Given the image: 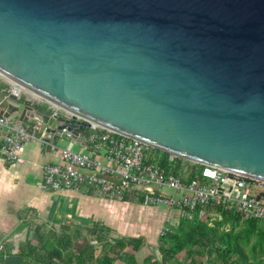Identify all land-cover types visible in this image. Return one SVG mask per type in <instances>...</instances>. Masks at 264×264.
<instances>
[{"label": "water", "instance_id": "water-1", "mask_svg": "<svg viewBox=\"0 0 264 264\" xmlns=\"http://www.w3.org/2000/svg\"><path fill=\"white\" fill-rule=\"evenodd\" d=\"M0 76L69 113L0 89V117L43 141L93 123L264 180V0H0ZM32 226L3 238V264H24Z\"/></svg>", "mask_w": 264, "mask_h": 264}, {"label": "built area", "instance_id": "built-area-1", "mask_svg": "<svg viewBox=\"0 0 264 264\" xmlns=\"http://www.w3.org/2000/svg\"><path fill=\"white\" fill-rule=\"evenodd\" d=\"M12 90L18 97L29 91L16 83ZM46 103L54 114L69 115L64 109ZM35 129L40 131V125ZM5 130L8 133L2 145L4 160L13 164L23 162V144L34 134L24 127H12L9 118L1 116L0 135ZM62 132L72 137L66 129ZM82 141L83 152L62 148L64 165L44 166L39 189L75 190L117 202H125L132 196L135 202L141 199L145 205L179 209L182 216L197 210L201 216L205 209L213 208L218 214L234 213L242 221H264V180L172 155L169 166L163 167L155 161L150 147L93 123ZM140 186L142 191L137 188ZM169 231L171 227L165 226L161 235Z\"/></svg>", "mask_w": 264, "mask_h": 264}, {"label": "crops", "instance_id": "crops-1", "mask_svg": "<svg viewBox=\"0 0 264 264\" xmlns=\"http://www.w3.org/2000/svg\"><path fill=\"white\" fill-rule=\"evenodd\" d=\"M13 87L14 83L11 80L0 76V89L10 90ZM19 99L21 102L30 100L31 104L36 105L37 110L41 113L50 110L46 101L36 97L30 91L23 92ZM62 114L68 117V114ZM17 116L14 113L8 117L12 127L15 126ZM27 124L34 127L38 125L31 121H28ZM88 131L89 128L80 136L84 137L88 134ZM7 133L5 130L0 135V245L3 238L8 234L9 223L14 222L16 226L21 220L26 219L22 216V212L49 213L59 217L63 215L70 217L73 220L71 224L74 225L85 226V223L89 224L88 222L91 221L96 222L94 225L99 223L101 226L105 225L111 228L112 231L115 225L122 233L121 235L126 234V236L142 239L141 248L134 254L136 264H163L150 249L159 248L161 250V236H163L161 235V227L164 220H167L170 216H167V212H163L157 207L137 203L131 198L132 196L129 197L131 199L129 201L115 202L104 198L98 199L93 195L75 190L47 191L39 189V184L43 179L44 166L48 164L64 165L62 148L68 147L72 151L83 152V141L68 137L64 132H59L60 138L58 141L53 142L50 140L46 142L40 139V133L35 129L34 137L29 138L23 144L21 154L24 161L13 164L6 162L3 157L2 145ZM138 208L141 209L142 214L145 215L144 217L148 216L149 225L144 223L142 224L143 227L140 228L125 224L126 219L130 217L140 219ZM218 212L213 208H207L199 217H204V220L215 217L220 221L223 215L218 214ZM119 222L123 229L120 227ZM258 222L255 224L241 222L237 228L235 227L233 236L242 231V237L246 239L240 241L238 248H235V244L232 243L230 237L228 255H226L227 242H225L223 256H221L222 253L212 252V248L204 254L201 252L202 250L192 254L184 251L165 264H264V250L258 246L259 244H256L255 238H252L254 236L247 237L249 235L247 227L254 225L255 230H252V232L259 230L260 225ZM227 223L230 224V222ZM43 224L47 225V223ZM223 229L219 226V231ZM228 230L224 229V231ZM242 242H245L246 245L242 246ZM216 245L218 244L216 243ZM129 249H131L130 246ZM114 264H125V262L121 257H116Z\"/></svg>", "mask_w": 264, "mask_h": 264}, {"label": "trees", "instance_id": "trees-1", "mask_svg": "<svg viewBox=\"0 0 264 264\" xmlns=\"http://www.w3.org/2000/svg\"><path fill=\"white\" fill-rule=\"evenodd\" d=\"M151 154L158 160L163 167L169 166L171 155L161 151L151 150ZM153 159L150 161L152 162ZM129 197L126 201H129ZM144 203L139 200L137 203ZM222 219L218 221V225L214 228L206 229L204 225V217H199L198 210L190 215L183 217L180 223L173 227L171 231L161 236V254L162 263L172 261L182 252L192 254L198 250L204 254L208 249L212 248V252L222 253L223 245L227 242V253L229 251L231 237L230 232L234 233L235 227L239 223L255 224L257 221H242L236 214L222 211ZM230 222L228 231H219V226L222 223ZM46 224H38L33 230V239L27 241L22 246V256L24 264H114L116 257H121L125 264H136L134 254L141 248L142 239L140 237H131L126 235H112V231L107 226L99 224L93 227H83L81 225L62 226L60 231L49 229L46 230ZM247 233L250 234L255 230V226L247 227ZM87 231V235L82 234V231ZM242 231L234 235L232 242L235 248H238L241 241ZM108 235V238H106ZM92 236L93 238H89ZM248 237V235H247ZM101 245V251L97 255V246ZM216 243L218 245H216ZM128 246L131 249L128 250ZM132 250V251H130ZM7 253L6 245H0V264H3Z\"/></svg>", "mask_w": 264, "mask_h": 264}, {"label": "rangeland", "instance_id": "rangeland-1", "mask_svg": "<svg viewBox=\"0 0 264 264\" xmlns=\"http://www.w3.org/2000/svg\"><path fill=\"white\" fill-rule=\"evenodd\" d=\"M158 190H159V188H158ZM161 190H164L167 193H173V191L171 189H169V188H162ZM95 198L103 199V198H101L99 196H95ZM115 202H117V201H115ZM146 206L157 207L161 211L167 212V216L170 215V216H168V219L164 220V222L162 223L161 229H163L165 226H170V227L177 226L180 223L181 219L184 217V216L181 215V211L179 209H176V208H169V207L164 206V205H158V206L157 205H146ZM138 210H139V212H138L139 213L138 214L139 218L140 219H144L145 221L144 220H140V219L137 220V219H135V217L134 218L130 217L129 219H126L125 224H127L128 226H134V227H140V228L143 227L142 224H144V223L149 225V221L150 220H148V216L144 217L145 215L142 214L143 212L141 211V209L138 208ZM22 214H23L22 215L23 217H26V220H29L30 222H32V224H33L32 227L33 228L36 225L41 224V223H47L46 228H45L46 230L54 229V230L60 231L61 227L65 226V225L69 226L70 228L74 227V224H71V223H73L72 222L73 221L72 218L67 217L65 215H63L62 217H59L58 215H55V214L50 215L49 213H47V214L43 213L42 214V213H39V212H37V213L36 212H32V213L22 212ZM188 214L190 215V213H188ZM88 221H90V220H88ZM203 222L205 223L204 225L206 226V229L214 228V227H216L218 225V220L215 217L206 219ZM88 223L89 224L85 223L84 224L85 226H83V227H86V226L87 227H93L94 223H96V222H91L90 221ZM119 224H120V227H121V223L120 222H119ZM258 224L260 225L259 226L260 227L259 230L251 232L250 233L251 235L249 234L248 237L254 236L252 238H255L256 244H259L258 246H260V248H262L264 250V222L263 221H259ZM9 225L10 226H9V229H8V233L15 227V223L12 222V223H9ZM223 227H224L225 230H228L230 228V224L229 223H222L221 224V228L223 229ZM122 231H125V230H122ZM125 232H128V231H125ZM82 234L87 235V231L86 230L82 231ZM115 234H122V233H120L118 228H116L115 225H114L113 231L110 232L109 236H112V235H115ZM233 234H234L233 232H230L231 239L234 238ZM158 236L160 237V235H158ZM89 238H93V237L90 236ZM106 238H108V235H106ZM245 239L246 238H242L241 241H244ZM92 242H93V244L97 243L96 240H93ZM241 244H242V246L246 245L245 242H242ZM96 246H97V255H99V253L101 251V245L98 243V244H96ZM128 248H129V246H128ZM150 251L152 253L155 252V251H152V249H150Z\"/></svg>", "mask_w": 264, "mask_h": 264}]
</instances>
